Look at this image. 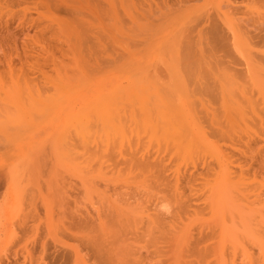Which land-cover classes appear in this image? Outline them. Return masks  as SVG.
<instances>
[{
  "label": "rangeland",
  "instance_id": "rangeland-1",
  "mask_svg": "<svg viewBox=\"0 0 264 264\" xmlns=\"http://www.w3.org/2000/svg\"><path fill=\"white\" fill-rule=\"evenodd\" d=\"M108 1L0 0V264H264V0Z\"/></svg>",
  "mask_w": 264,
  "mask_h": 264
},
{
  "label": "bare ground",
  "instance_id": "bare-ground-1",
  "mask_svg": "<svg viewBox=\"0 0 264 264\" xmlns=\"http://www.w3.org/2000/svg\"><path fill=\"white\" fill-rule=\"evenodd\" d=\"M104 1H105V0H104ZM106 1H108V0H106ZM115 1H116V0H115ZM115 1H114V2H115ZM180 1H182V0H180ZM180 1L178 2L179 4H181ZM258 1H259V0H258ZM96 2H97V1H96ZM100 2H101V1H100ZM108 2H109V1H108ZM114 2H113V3H114ZM117 2H118V1H117ZM119 2H120V0H119ZM124 2H125V1H124ZM126 2H128V0H127ZM126 2H125V3H126ZM98 3H99V2H98ZM130 3L133 4L132 1H130ZM183 3H184V2H183ZM257 3H258V2H257ZM108 4H109V5H112L111 3H108ZM108 4H107V6H108ZM115 4H116V3H115ZM120 4H123V5H124L123 2L120 3ZM165 4H166V3H165ZM263 4H264V3H263ZM104 6H105V5H104ZM166 6H167V5H166ZM108 7H109V9H110V6H108ZM116 7H117V6H116ZM127 7H128V6H127ZM169 7H170V6H169ZM97 8H98V6H97ZM103 8H104V7H103ZM126 9H127V8H126ZM231 9H232V8H231ZM100 10H101V9H100ZM235 10H236V9H235ZM235 10H234V11H235ZM101 11H103V10H101ZM109 11H110V10H109ZM109 11H108V14H109ZM115 11H116V10H114V12H115ZM232 11H233V10H232ZM112 12H113V9H112ZM110 13H111V12H110ZM230 13H232V12H230ZM111 15H113V13H111ZM147 15H148V14H147ZM147 15H145V16H147ZM94 16H95V15H94ZM94 16H93V18H94ZM115 16H116V15H115ZM121 16H122V14H121ZM123 16H124V15H123ZM123 16H122V18H123ZM127 16H128V15H127ZM141 16H142V15H141ZM150 16L153 17V14H150ZM150 16H149V17H150ZM95 17H96V16H95ZM100 17H101V16H100ZM102 17H103V16H102ZM111 17H113V16H111ZM152 17L148 18V16H147V17L145 18V20L152 19ZM154 17H155V16H154ZM161 17H162V16H161ZM103 18H104V17H103ZM116 18H117V17H116ZM129 18H130V17H129ZM132 18H133V17L131 16V19H132ZM137 18H139V17H136V19H137ZM155 18H156V17H155ZM155 18H154V19H155ZM96 19H97V18H96ZM104 19H105V18H104ZM114 19H115V17L113 18V20H114ZM134 19H135V18H134ZM139 19H140V18H139ZM156 19H157V18H156ZM196 19H197V18H196ZM231 19H232V18H231ZM105 20H106V19H105ZM128 20H130V19H128ZM132 20H133V19H132ZM140 20H141V19H140ZM142 20H144V19H142ZM194 20H195V19H194ZM226 20L229 21V19H226ZM97 21H98V20H97ZM99 21H100V20H99ZM99 21H98V22H99ZM110 21H111V20H110ZM195 21H196V20H195ZM220 21H221V20H220ZM231 21L233 22V21H237V20L233 19V20H230L229 22H226V21H225L224 23H221V24H224V26H225L224 28H226L227 31L231 32V34H232V36H233V38H234L233 41H235V36H236V34L234 35L233 32H236V30L233 31L231 25L234 26V25L236 24V22H235V24H233V23H234V22H233V23L230 25ZM257 21H258V20H257ZM83 22H84V21H83ZM100 22H101V21H100ZM106 22H107V21H106ZM116 22H118V21H116ZM136 22H137V20H136ZM145 22H146V21H145ZM147 22H148V21H147ZM192 22H193V21H192ZM222 22H223V21H222ZM249 22H250V21H249ZM249 22H248V23H249ZM251 22H253V21H251ZM251 22H250V23H251ZM254 22H256V21H254ZM254 22H253V23H254ZM128 23L130 24V22H128ZM134 23H135V20H134ZM262 23H263V22H262ZM262 23L260 24V26H262ZM84 24H85V26H84ZM84 24H82L84 27H80V28H83V29H80V30H81V31H82V30L84 31V28H86V27H87V29L89 30V29H90V28H89L90 26H87V25H86L87 22H86V23L84 22ZM89 24H90V23H89ZM89 24H88V25H89ZM99 24H100V23H99ZM101 24H102V23H101ZM118 24H119V23H118ZM125 24H126V22H125ZM194 24H195V23H194ZM255 24H256V23H255ZM263 24H264V23H263ZM82 25H79V26H82ZM90 25H92V28H93V29H94V28H95V29H98L97 32H98L99 34L96 33V35H100V36L102 35L101 32H99V31H101V30H100L98 27H96V26H97V22H96V26L94 25V23H93V24H90ZM93 25H94V26H93ZM119 25H120V24H119ZM143 25H144V27L146 26L145 23H144ZM147 25H148V24H147ZM214 25H215V24H214ZM214 25H211V27H210L209 29H210V30H213V29H214V30L216 31V29H217L218 27H217V25H216V27H217V28H216ZM239 25H240V24L238 23L237 26H239ZM246 25H247V24H246ZM98 26H99V25H98ZM100 26H102V25H100ZM114 26H115V25H114ZM148 26H149V25H148ZM212 26H213V28H212ZM218 26H219V25H218ZM241 26H242V25H241ZM105 27L107 28V25H106ZM117 27H118V26H117ZM139 27H141V25H139ZM234 27H235V26H234ZM257 27H258V26H257ZM262 27H263V26H262ZM78 28H79V27H78ZM101 28H102V27H101ZM119 28H120V27H119ZM124 28H125V27H124ZM132 28H133V27H132ZM211 28H212V29H211ZM215 28H216V29H215ZM236 28H237V27H236ZM236 28H235V29H236ZM240 28H241V27H240ZM258 28H259V27H258ZM93 29H92L93 32H91V29H90L89 31H90L92 34L94 33V35H95V29H94V30H93ZM104 29H105V28H104ZM104 29L102 30L103 33H104V31H105ZM110 29H111V28H110ZM110 29H108L109 32H110ZM112 29L114 30L115 27L112 28ZM134 29H135V28H134ZM192 29H193V28H192ZM219 29H220V27H219ZM262 29H263V28H262ZM113 30H111V31H113ZM125 30H126V29H125ZM136 30H137V28H136ZM141 30L144 32V28L141 29ZM214 30H213V31H210V34H211V32H212L213 34H215L216 32H215ZM237 30H238V28H237ZM106 31H107V29H106ZM106 31H105V32H106ZM115 31L117 32V30H115ZM148 31H149V30H148ZM190 31H191V30H190ZM239 31H240V30H239ZM84 32H85V35H86V32H87V31H84ZM109 32H108V33H109ZM116 32H114V33L117 35L118 32H117V33H116ZM129 32H130V31H129ZM146 32H147V31H146ZM214 32H215V33H214ZM237 32H238V31H237ZM87 33H88V32H87ZM106 33H107V32H106ZM106 33L103 35V37L106 36ZM108 33H107V34H108ZM119 33H120V32H119ZM144 33H145V32H144ZM248 33H249V31H247L245 34L247 35ZM260 33H261V32H260ZM76 34H78V32H77ZM80 34H81V33H80ZM80 34H79V35H80ZM109 34H111V32H110ZM115 34H114V36H113V32H112V36L110 35L109 37H113V38H114V37H115ZM121 34H122V33H121ZM140 34H141V33H140ZM178 34H179V33H178ZM184 34H185V33H184ZM199 34H200V33H199ZM203 34H204V33H203ZM213 34H212V36H213ZM256 34H257V33H256ZM256 34H255V35H256ZM258 34H259V33H258ZM73 35H74V34H73ZM79 35H78V36H79ZM83 35H84V34H83ZM83 35H82V34L80 35V36H82L81 38L84 37ZM88 35H89V34H88ZM96 35H95V36H96ZM186 35H187V34H186ZM238 35H240V34H238ZM243 35H244V34H243ZM246 35H245V36H246ZM259 35H261V34H259ZM263 35H264V34H263ZM263 35L260 36V39H258V40H260V41H258V42H260V44H259L260 46H261V40H262V38H264ZM76 36H77V35H76ZM92 36H93V35H92ZM92 36H91V37H92ZM146 36H147V35H146ZM245 36H244V37H245ZM253 36H254V33H253V35H252V33H251V34L249 33V35L247 36V38L245 37L246 39L243 38V39H245V41H246V42H243V43H245V46L250 45V44H251V46H253V45L257 46V44L255 43V42H257V41H255L256 39L254 38V37L257 38V36H254V37H253ZM86 37H88V36L86 35ZM91 37H90V35H89L90 41L92 40L91 42L87 39V41H88V43H89L88 46L90 47V46L92 45L91 43L94 42L93 39L95 40L94 43H97V44H98V45H97V44H93V45H92V46H94L95 48H96V46H97V48H96L97 50H96V52L93 51V54L101 55V54L104 53L105 51L107 52L106 49H107L108 47L106 46V44L108 45V41H107V40H108V35H107L106 37H104V38H102V36H101L100 38H99V37H95V38L93 37V38L91 39ZM128 37H129V36H128ZM220 37L222 38L221 41L224 40V41H225V44H226V42H227L228 40H226L227 38H225V36L223 35V32H222V34H221ZM223 37H224V39H223ZM241 37H243V36H241ZM251 37H252V38H251ZM261 37H262V38H261ZM73 38H74V37H73ZM76 38H77V37H76ZM133 38L135 39V37H133ZM213 38L215 39V36H213ZM258 38H259V37H258ZM104 39H105V40H104ZM145 39H146V38H145ZM214 39H212V40H214ZM254 39H255V40H254ZM3 40H4V38H3ZM103 40H104V41H103ZM114 40H116V39H114ZM127 40H128V39H127ZM131 40H133V39H131ZM146 40H147V39H146ZM203 40H204V39H203ZM238 40H239V39H238ZM251 40L254 41V42H252ZM79 41H80V40H79ZM112 41H113V40H112ZM112 41H111V42H112ZM116 41H117V40H116ZM210 41H211V40H210ZM224 41H223V43L220 42L221 45H222V47H224V46H228V45H225V44H224ZM243 41H244V40H243ZM105 42H107V43H105ZM113 42H114V41H113ZM131 42H132V41H131ZM140 42H141V41H140ZM211 42H212V41H211ZM80 43H84V42H83V39H82V41H81ZM80 43H79V44H80ZM114 43H115V42H114ZM137 43H138V42H137ZM145 43H146V42H145ZM218 43H219V41H218ZM220 43H219V45H218V49L221 47ZM227 43H228V42H227ZM246 43H247V45H246ZM253 43H255V44H253ZM263 43H264V42H263V40H262V46H263ZM66 44H69V43H66ZM90 44H91V45H90ZM123 44H124V43H123ZM187 44H188V43H187ZM223 44H224V45H223ZM252 44H253V45H252ZM125 45H126V44H125ZM128 45H129V44H128ZM234 45H235V43H234ZM234 45H233V47H234ZM76 46H77V45H76ZM88 46H86L87 49H88ZM190 46H191V44H190ZM190 46H189V47H190ZM212 46H213V47H211V50L214 51V50H215V44H213ZM86 47H84L85 49L83 48L84 50L81 49V51L78 52V54L82 55V57H84V58H85L86 56L83 54V52L86 50ZM117 47H118V46H117ZM144 47H145V46H144ZM144 47H143V48H144ZM247 47H248V46H247ZM76 48H77V47H76ZM81 48H82V47H81ZM212 48H213V49H212ZM72 49H75V48H72ZM72 49H69V48H68V50H67L66 52H64V53H67V52L70 53V52L72 51ZM78 49H80V48H78ZM124 49H125V48H124ZM127 49H128V48H127ZM133 49H135V48H133ZM221 49H222V48H220V50H221ZM82 50H83V51H82ZM93 50H94V48H93ZM125 50H126V49H125ZM207 50H209V49H207ZM222 50H223V49H222ZM251 50H252V48H251ZM73 51H75V50H73ZM86 51H87V50H86ZM86 51L84 52L85 54H87V52H88V51H87V52H86ZM91 51H92V50H91ZM91 51H90L89 54H87V56L91 54V56H92V57H96V58H97V61H98V59H99V58L97 57L98 55H97V56L93 55V54L91 53ZM108 51H109V50H108ZM112 51H113V50H112ZM115 51H116V50H115ZM127 51H128V50H127ZM133 51H134V50H133ZM180 51H181V50H180ZM180 51H179V52H180ZM204 51H205V50H204ZM216 51H218V50H216ZM259 51H260V50H259ZM48 52H49V51H48ZM61 52H62V51H61ZM61 52H60V53H61ZM106 52H105V55H107ZM113 52H114V51H113ZM179 52L176 53L177 56L180 55ZM221 52H222V51H221ZM225 52H227V51L225 50ZM263 52H264V51H263ZM263 52H262V55H263ZM64 53H62V56H64V57H69V54L67 55V54H64ZM72 53H73V52H72ZM115 53H116V52H115ZM118 53H119V52H118ZM118 53H117V54H118ZM126 53H127V52H126ZM130 53H131V51H130ZM184 53H185V52H184ZM189 53H190V52H189ZM207 53H209V52L207 51ZM216 53H217V52H216ZM216 53H215V54H216ZM218 53H220V51H219ZM218 53H217V55H218ZM258 53H259V52H258ZM78 54H76V55H78ZM127 54H129V53H127ZM176 54H175V55H176ZM187 54H188V53H187ZM213 54H214V53H213ZM215 54H214V55H215ZM221 54H222V53H221ZM259 54H260V53H259ZM49 55H50V57H51V58H50V62H51V64H52V66L60 65V62H58L59 64L55 63V62H57V61H55L56 59H55V57L53 56V53H52V52L49 53ZM113 55H114V53H113ZM118 55H119V54H118ZM182 55H183V54H182ZM209 55H210V54H209ZM211 55H212V52H211ZM224 55H225V53H224ZM227 55H228V54H227ZM252 55H253V54H252ZM256 55H258V54L256 53ZM260 55H261V54H260ZM262 55H261V57H260L259 55H258V56H259L260 58H262ZM47 56H48V55H47ZM109 56H110V53H109ZM109 56H105V58H106V57H109ZM114 56H115V55H114ZM126 56H127V55H126ZM220 56H221V55H220ZM220 56H219V58H221ZM222 56H223V55H222ZM228 56H229V55H228ZM263 56H264V55H263ZM64 57H62V58H64ZM79 57H81V56H79ZM82 57L80 58V61H79V59L77 60V57H76V60L79 61V62H77L75 59H72L71 56H70L69 58L72 59V60H71L72 62H74V60H75V61H76V62H75L76 65H79V64H77V63H80V62H82V65H83V63H84L85 61H84V62L82 61V60H83ZM88 57H89V56H88ZM88 57H86V58L88 59ZM101 57H103L102 59H104V56H100V58H101ZM120 57H121V56H120ZM127 57H128V56H127ZM129 57H132V56H130V54H129ZM180 57H181V56H180ZM201 57H202V56H201ZM210 57H211V56H210ZM210 57H209V58H210ZM224 57H225V56H224ZM224 57H223V58H224ZM259 57L254 56V57H252V58H256V60H257V58H258V60L260 61ZM53 58H54V59H53ZM90 58H91V57H90ZM96 58H91V59H96ZM109 58H110V57H109ZM212 58H213V56H212ZM214 58H215V56H214ZM225 58H227V56H226ZM263 58H264V57H263ZM46 59H47V58H46ZM46 59H44V63H47L48 60H46ZM48 59H49V58H48ZM81 59H82V60H81ZM87 59H85V60H86V63H87V61H88V65H90V66L92 65V67H93L95 60H93V61H94L93 64H90L91 62H90L89 60H87ZM124 59H125V58H124ZM124 59H123V60H124ZM9 60H10V59H8L7 62H10V61H11V60H10V61H9ZM108 60H109V59L107 58V62H108ZM113 60L115 61V59H113ZM120 60H121V59H120ZM214 60H216V59H214ZM218 60H219V59H218ZM254 60H255V59H254ZM263 60H264V59H263ZM42 61H43V60H42ZM62 61H63V60H62ZM97 61H96V65H97V64H98L97 66L101 65V64L97 63ZM128 61H129V60H128ZM219 61H220V60H219ZM224 61H225V60H224ZM224 61H223V62H224ZM232 61H234V60L232 59ZM89 62H90V63H89ZM110 62H111V58H110ZM110 62H109V63H110ZM117 62H119V60H118ZM124 62H125V61H124ZM220 62H221V61H220ZM226 62H227V61H226ZM251 62H252V61H251ZM261 62H262V59H261ZM44 63H43V64H44ZM53 63H54V64H53ZM61 63H62V62H61ZM104 63H106V62H104ZM177 63H178V62H177ZM215 63H216V62H215ZM230 63H231V62H230ZM252 63H253V62H252ZM255 63H256V62H255ZM262 63H264V62H262ZM7 64H8V63H7ZM9 64H10V63H9ZM9 64H8V65H9ZM56 64H57V65H56ZM63 64H64V63H63ZM66 64H67V62H66ZM196 64H197V63H196ZM212 64H213V63H212ZM228 64H229V63H228ZM231 64H232V63H231ZM257 64H258V62H257ZM259 64H260V63H259ZM259 64H258V66L256 65L257 68L260 66ZM38 65H39V64H38ZM61 65H62V64H61ZM86 65H87V64H86ZM213 65H214V64H213ZM219 65H220V63H219ZM229 65H230V64H229ZM229 65L225 66L224 63H223V65H222V62H221V65H220V66H221V69H222V71L225 70V72H222V74L224 75V74L226 73V74H225V78H226V75H227V76L229 75V74H227V73H230L229 77H227V79L229 78L228 80L230 81L229 85H230L231 88H232L233 86H235V91L237 90L236 92H238V89L241 88L242 86H241V84L238 83L239 80H238V81L236 80L237 83H238V84H237L236 81H235V79H233V78H235L234 75H236V74H238V73H237V72L234 73V72L236 71V69H234V72H233V69H232V70H231V71L233 72V78H232V76H231V72H229V68H230ZM250 65H251V64H250ZM40 66H41V65H40ZM62 66H63V65H62ZM97 66H95V67H97ZM101 66H102V65H101ZM224 66H225V67H224ZM232 66H233V65H232ZM232 66H231V67H232ZM251 66H252V65H251ZM261 66H262V65H261ZM31 67H33V66H30V68H31ZM38 67H39V66H38ZM87 67H89V66H87ZM95 67H94V68H95ZM112 67H113V66H112ZM202 67H203V66H202ZM226 67H229V68L227 69ZM36 68H37V67H36ZM94 68H93V69H94ZM99 68H100V67H99ZM183 68H184V67H183ZM187 68H189V67H187ZM209 68H212V67L210 66ZM236 68H237V67H236ZM261 68H262V67H261ZM263 68H264V67H263ZM33 69H35V68H33ZM37 69H39V68H37ZM37 69H35L34 71H32L30 74H32V73L34 74L35 72L37 73V72H38V71H36ZM40 69H41V68H40ZM96 69H97V68H96ZM197 69H198V68H197ZM203 69H204V68H203ZM218 69H219V67H218ZM255 69H256V67H255ZM30 70H31V69H29V71H30ZM185 70H186V68H185ZM188 70H189V69H188ZM204 70H206V69H204ZM237 70H238V69H237ZM259 70H260V69H259ZM263 70H264V69H261L260 71H263ZM183 71H184V70H183ZM192 71H193V69H192ZM192 71L189 72L188 77H189V75H191ZM201 71H202V70H201ZM212 71H213V70H212ZM219 71H221V70H219ZM226 71H227V72H226ZM247 71H248V70H247ZM257 71H258V70H257ZM38 73H39V72H38ZM40 73H41V72H40ZM42 73H43V72H42ZM181 73H182V71H181ZM216 73H217V72H216ZM248 73H249V72H248ZM261 73H262V72H261ZM43 74H44V73H43ZM183 74H185V73L183 72ZM194 74H195V73L193 72V75H194ZM214 74H215V73H214ZM245 74H246V73H245ZM40 75H41V74H40ZM186 75H187V73H186ZM186 75H185V78L187 79L188 77H186ZM199 75H200V73H199ZM218 75H219V74H218ZM26 76H27V75H26ZM44 76H45V75H44ZM239 76H240V75H239ZM239 76H238V77H239ZM243 76H244V75H243ZM46 77H47V76H46ZM179 77H180V76H179ZM42 78H43V77H42ZM83 78H84V77H83ZM48 79H49V77L47 78V80H48ZM179 79H180V78H179ZM191 79H192V78H191ZM236 79H237V78H236ZM44 80H45V79H44ZM151 80H152V79H151ZM157 80H158V79H157ZM219 80H220V79H219ZM228 80H227V81H228ZM45 81H46V80H45ZM185 81H186V80H185ZM192 81H193V80H192ZM229 81H228V82H229ZM218 82H219V81H218ZM225 82H226V81H225ZM45 83H46V82H45ZM195 83H196V82H195ZM195 83H194V84H195ZM223 83H224V82H223ZM155 84H156V83H155ZM220 84H221V83H220ZM157 85H158V84H157ZM159 85H160V84H159ZM192 85H193V84H192ZM237 85H240V87L237 86ZM236 86H237V88H238V87H239V88L237 89ZM247 86H249V85H247ZM160 87H161V86H160ZM216 87H217V86H216ZM223 87H224V86H223ZM189 88H190V85H189ZM224 88H225V87H224ZM224 88H223V89H224ZM231 88L228 90V92L231 91V93H232L234 87L232 88V90H231ZM161 89H162V88H161ZM221 89H222V88H221ZM223 89H222V90H223ZM162 90H163V89H162ZM162 90H160V91H162ZM165 90H166V89H165ZM188 90H189V89H188ZM217 90H219V89H215V88H214L213 90H211V92H214V91L217 92ZM222 90H220V91H221V94H220V95H222V92H225V91H222ZM240 90H242V89H240ZM243 90H244V89H243ZM247 90H248V89H247ZM190 91H191V92H189V93H191V94H192V92H194V91H192V90H190ZM38 92H39V90H38ZM216 92L214 93L215 96H216V95L219 96V92H218V94H217ZM226 92H227V91H226ZM236 92L234 93L235 95H234V94L232 95L234 99H235V98H236V99L238 98V95H237ZM239 92H240V91H239ZM243 92H245V91H243ZM161 93H162V92H161ZM241 93H242V92H241ZM241 93H238V94L240 95ZM247 93H248V92H246V94H247ZM243 94H245V93H243ZM192 95H193V94H192ZM192 95H191V96H192ZM225 95H226V93H225ZM227 95H228V94H227ZM227 95H226V96H227ZM229 95H231L230 92H229ZM189 96H190V95H189ZM212 96H213V95L211 94V98H212L211 101L213 102V99L215 98V96H213V97H212ZM218 96H217L216 98H218ZM223 96H224V95H223ZM236 96H237V97H236ZM244 96H245V95H244ZM193 97H194V95H193ZM195 97H196V96H195ZM221 97H222V96H219V99H220ZM224 97H225V96H224ZM248 97L251 98L252 96L250 95V96H248ZM248 97H247V98H248ZM197 98H198V97H197ZM227 98H229V97H227ZM227 98L225 97V99H224V98L222 97V101L224 102V100H228ZM238 99H240V98H238ZM241 99H243V98H241ZM150 100H151V99H150ZM229 100H232V99L229 98ZM245 100L247 101V99H245ZM245 100H244V101H245ZM249 100H250V99H248V101H249ZM253 100H254V99L252 98V99H251L252 104H254ZM197 101H199V100H197ZM201 101H202V100H201ZM214 101H215V100H214ZM218 101H219V100H218ZM236 101H238V100H236ZM236 101H235V102H236ZM244 101L242 100V102H244ZM248 101H247V102H248ZM251 101H250V102H251ZM38 102H39V101H38ZM199 102H200V101H199ZM230 102H231V103H230ZM230 102H229L230 104H233V101H230ZM238 102H239V101H238ZM242 102H240V103L242 104ZM204 103H205V102H204ZM215 103H216V102H215ZM215 103H214V104H215ZM218 103H220V101H219ZM218 103H217V104H218ZM225 103H226V102H225ZM257 103H258V101H257ZM257 103H255V104H257ZM151 104H152V103H151ZM230 104H229V105H230ZM245 104L248 105L249 102H248V103H245ZM250 104H251V103H250ZM0 105H1V104H0ZM233 105H235V103H234ZM242 105H243V104H242ZM242 105H241V106H242ZM258 105H259V104H258ZM216 106H217V105H216ZM256 106H257V105H254V107L252 106L254 111H256ZM203 107H204V106H203ZM203 107L201 106V108H203ZM208 107H209V106H208ZM211 107H212V106H211ZM213 107H214V106H213ZM219 107H220V106H219ZM225 107H226V106H225ZM235 107H236V105H235ZM243 107H244V105H243ZM158 108H159V107H158ZM162 108H163V107H162ZM199 108H200V107H199ZM220 108H221V107H220ZM227 108H228V107H227ZM230 108H231V107H230ZM232 108H233V106H232ZM232 108H231V109H232ZM239 108H241L240 105L238 106L237 109H239ZM245 108H246V107H245ZM254 108H255V109H254ZM218 109H219V108H218ZM242 109H243V108H242ZM249 109H250V108H249ZM152 110H155V108L152 109ZM205 110H206V109H205ZM215 110H216V108H215ZM224 110H226V109H224ZM233 110H235V109L233 108ZM239 110H240V109H239ZM251 110H252V108H251ZM145 111H146V109H145ZM145 111H144V112H145ZM159 111H160V110H159ZM228 111H230V109H229ZM237 111H238V110H236V111H234V112L231 111L232 113H234V114H231V115H233V116L236 115V116H237V114H235ZM243 111H244V109H243ZM254 111H253V112L251 111V113H254ZM155 112H156V110H155ZM157 112H158V111H157ZM162 112H164V111H162ZM205 112H206V111H205ZM211 112H212V111H211ZM218 112L221 113L220 110H219ZM224 112H225V111H224ZM226 112H227V111H226ZM238 112H239V111H238ZM240 112H241V111H240ZM249 112H250V110H249ZM165 113H166V112H165ZM165 113H163V114H165ZM213 113H214V114H213ZM216 113H217V112H216ZM241 113L244 114V112H241ZM245 113H246V112H245ZM206 114H207V113H206ZM211 114L214 115V117H217V116H218V115L215 116V112H214V111H213ZM224 114H227V113H224ZM229 114H230V112H229ZM229 114H228V115H229ZM246 114H248V113H246ZM158 115H159V114H158ZM160 115H161V114H160ZM212 115H211V116H212ZM164 116H165V115H164ZM229 116H230V115H229ZM233 116H232V117H233ZM161 117H162V115H161ZM200 117H201V116H200ZM165 118H166V117H165ZM167 118H169V117H167ZM201 118H202V117H201ZM229 118H230V121H231V119H232L231 116L228 117V119H229ZM196 119H197V117H196ZM225 119H226V116H225ZM166 120H167V119H166ZM168 120H170V119H168ZM212 120H213V118H211V121H212ZM215 120H216V119H215ZM215 120H213L211 123L217 121V120H216V121H215ZM220 120H221V119H220ZM250 120H251V119H250ZM245 121H246V120H245ZM199 122H200V121H199ZM255 123H256V122H255ZM213 124H214V123H213ZM215 125H216V123H215ZM221 127H222V126H221ZM16 128H18V127H16ZM218 128H219V127H218ZM218 128H217L216 131H219ZM209 130H210V129H209ZM213 131H215V130H214V129H211V132H212V133H213ZM216 131H215V132H216ZM215 132H214V134H217V133H215ZM221 132H222V131H221ZM212 133H211V134H212ZM219 133H220V131H219ZM219 133H218V135H220ZM221 134H223V133H221ZM208 136H209V134H208ZM211 136H214V137H215L216 135H213V134H212ZM224 136H225V135H224ZM216 137H219V136H216ZM221 138H223V135L220 136L218 139H221ZM226 139H227V138H226ZM234 139H235V138H234ZM236 143H237V142H236ZM229 153H231V152H229ZM137 154H138V153H137ZM228 158H229V157H228ZM133 161H134V160H133ZM155 162H156V161H155ZM142 163H143V162H141V165H142ZM144 163H145V162H144ZM129 164H130V162H129ZM133 164H135V163H133ZM147 165H148V163H147ZM133 166H134V165H133ZM139 166H140V164H139ZM154 166H155V165H154ZM205 166H206V165H205ZM208 166H209V165H208ZM135 167H136V166H135ZM142 167H143V166H142ZM142 167H141V168H142ZM158 167H159V165H158ZM137 168H138V166H137ZM139 168H140V167H139ZM146 168H147V166H146ZM205 168H206V167H205ZM155 169H156V168H155ZM127 170H128V169H127ZM145 170H146V169H145ZM164 171H165V170H164ZM142 172H143V171H142ZM156 175H157V174H156ZM202 176H203V175H202ZM153 179H154V178H153ZM153 179H152V180H153ZM152 180H151V181H152ZM156 180H157V179H156ZM146 182H147V181H146ZM160 184L163 185L162 181H161ZM176 184H177V183H176ZM176 184H175V185H176ZM164 185H165V184H164ZM165 186H166V185H165ZM173 186H174V185H173ZM176 187L178 188L179 186L176 185ZM176 187H175V188L173 187V189H177ZM178 189H179V188H178ZM175 197H176V196H175ZM187 199H188V198H187ZM181 204H182V203H181Z\"/></svg>",
  "mask_w": 264,
  "mask_h": 264
}]
</instances>
